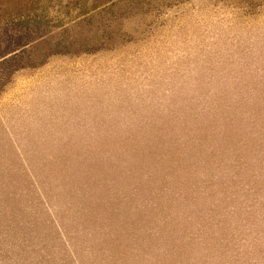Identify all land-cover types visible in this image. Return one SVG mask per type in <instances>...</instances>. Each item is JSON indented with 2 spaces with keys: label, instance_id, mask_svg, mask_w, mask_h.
Segmentation results:
<instances>
[{
  "label": "rangeland",
  "instance_id": "rangeland-1",
  "mask_svg": "<svg viewBox=\"0 0 264 264\" xmlns=\"http://www.w3.org/2000/svg\"><path fill=\"white\" fill-rule=\"evenodd\" d=\"M0 6V264H264V0Z\"/></svg>",
  "mask_w": 264,
  "mask_h": 264
},
{
  "label": "trees",
  "instance_id": "trees-1",
  "mask_svg": "<svg viewBox=\"0 0 264 264\" xmlns=\"http://www.w3.org/2000/svg\"><path fill=\"white\" fill-rule=\"evenodd\" d=\"M2 9H3V6H0V12L2 11ZM21 19L23 18H20L18 20L22 23ZM0 26H1V23H0ZM5 52L7 51L0 53V56H2ZM11 68L12 66L10 65V63H8L7 60H3L2 62H0V75L6 74Z\"/></svg>",
  "mask_w": 264,
  "mask_h": 264
}]
</instances>
